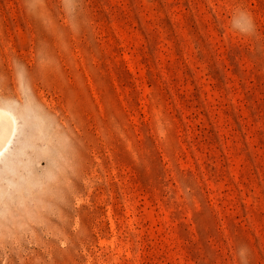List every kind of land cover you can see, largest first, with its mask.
Returning <instances> with one entry per match:
<instances>
[{
  "label": "rangeland",
  "instance_id": "374dc122",
  "mask_svg": "<svg viewBox=\"0 0 264 264\" xmlns=\"http://www.w3.org/2000/svg\"><path fill=\"white\" fill-rule=\"evenodd\" d=\"M0 264H264V0H0Z\"/></svg>",
  "mask_w": 264,
  "mask_h": 264
},
{
  "label": "bare ground",
  "instance_id": "6f19581e",
  "mask_svg": "<svg viewBox=\"0 0 264 264\" xmlns=\"http://www.w3.org/2000/svg\"><path fill=\"white\" fill-rule=\"evenodd\" d=\"M14 116L0 109V154L8 144L10 135L14 128Z\"/></svg>",
  "mask_w": 264,
  "mask_h": 264
}]
</instances>
